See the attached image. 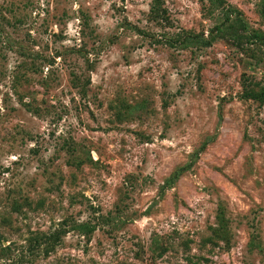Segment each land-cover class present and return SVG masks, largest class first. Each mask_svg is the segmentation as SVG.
Masks as SVG:
<instances>
[{
    "label": "rangeland",
    "instance_id": "obj_1",
    "mask_svg": "<svg viewBox=\"0 0 264 264\" xmlns=\"http://www.w3.org/2000/svg\"><path fill=\"white\" fill-rule=\"evenodd\" d=\"M262 1L0 0V264H264Z\"/></svg>",
    "mask_w": 264,
    "mask_h": 264
},
{
    "label": "trees",
    "instance_id": "obj_2",
    "mask_svg": "<svg viewBox=\"0 0 264 264\" xmlns=\"http://www.w3.org/2000/svg\"><path fill=\"white\" fill-rule=\"evenodd\" d=\"M153 9L156 12H158V7L153 8ZM228 14L229 13L225 14L226 21L229 20ZM261 14H262V17L264 18V0L261 3ZM235 23L237 24V26L244 28V23H242V19L236 18ZM232 27L234 28V24L232 25ZM216 30L218 32L221 31V27L220 26L216 27ZM198 37L199 36H190L189 35L188 37H185L184 39L181 38L182 40L181 39L176 40V43L177 42H183L184 44H187V43L196 42L195 39ZM253 39H261L259 41H264V36L259 35V34H252V35L249 34L247 41L251 42ZM201 42L205 45H208L210 43V41H205V40H201ZM243 88H244V91H243L242 96H241L243 99L257 101L259 103L264 102V86L259 91H256L251 85L250 86H247V85L243 86ZM187 169H188V166L185 168H180L177 171H175L172 174V176L165 182V185L169 186V185L173 184L178 179V177L180 175H182V173H184V171H186ZM86 232L91 233L92 229H87ZM59 236H60L59 234H55V235H49V236L44 238L43 241H46V243H47L46 250H45L46 255H48V253L50 251H53L55 246L58 245Z\"/></svg>",
    "mask_w": 264,
    "mask_h": 264
}]
</instances>
